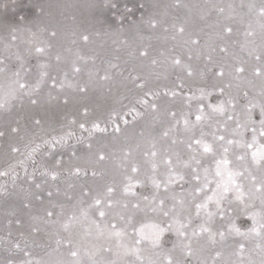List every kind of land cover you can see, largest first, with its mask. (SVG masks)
Listing matches in <instances>:
<instances>
[{
	"label": "rangeland",
	"instance_id": "374dc122",
	"mask_svg": "<svg viewBox=\"0 0 264 264\" xmlns=\"http://www.w3.org/2000/svg\"><path fill=\"white\" fill-rule=\"evenodd\" d=\"M19 2L27 7L17 9L16 14L27 18L18 26V39L10 51L27 61L26 67L30 71L26 74L21 72L22 82L26 81L29 89L39 83V88L32 92V98L37 103H30L25 95L22 99L11 100L10 109L0 110V131L6 132L5 137H0V171L9 173L0 176V264H8L9 260L13 264H19L20 260L26 258L23 252L13 247L16 243L22 249L30 251L32 259L41 264H106L107 261H115V264H150L156 261L159 264L167 255L168 249L177 243L174 232L165 235L162 250L153 249L145 241L139 245L134 243L135 239L140 238V228L147 234L151 231V225L165 219L159 213L152 212L148 202L142 199L144 195L151 199L155 192L148 180L152 175L151 163L153 159L159 162L166 155L175 160L176 152L180 153L182 160L189 159L191 153L186 145L192 133L184 131L182 116L191 113L188 118L194 121L198 101L193 99L189 106L187 98L193 93L199 96V88L211 89L212 84L219 82L208 71V68L216 65H224L226 72L241 64L247 69L239 79L234 80L230 76L224 78V83L231 81L233 85L227 91L235 98L236 106L234 111L229 109L234 120L227 121L226 129L221 128L219 134L225 135L227 139H243L246 143H252L253 133L250 128L239 129L242 136H233L232 129L235 128L237 119L241 124L248 123L246 106L250 103H264V80L254 76L252 72L259 62L253 55H249L250 52L259 54L264 49V41L260 35L261 24L264 23L259 17L261 0H179V4L177 0ZM141 3L145 5L144 9L138 7ZM113 4L116 7H112ZM253 5L255 7H250ZM221 7L225 9L223 13L218 12ZM127 8L132 11L128 12ZM8 13L9 16L13 15V9L9 8ZM3 15L0 10V17ZM150 18L162 21L163 26L150 29L147 23ZM172 25L176 28L184 27L185 32L178 33ZM225 25L232 27L233 32L222 39V27ZM163 27H167L168 31H163ZM249 30L254 31L255 35L246 37L245 33ZM52 32H56L55 37L51 36ZM84 35L89 37L87 42L82 40ZM189 38H198L199 43L186 44L185 41ZM8 43V31L0 30V55H9L5 49ZM34 44L46 47L47 53L39 57L29 55ZM48 45L51 47L48 48ZM220 46H226L227 53H221ZM144 49L148 51L147 57L139 55ZM189 54L192 56L191 60L187 59ZM56 55L61 57L60 61H56ZM174 55H179L184 64L191 65L193 76H187L182 68L171 64V57ZM81 56L87 63L79 60ZM208 56L212 57L211 62L206 59ZM153 59L157 61L156 64L151 63ZM74 62L83 69L81 73L72 72ZM19 63L16 55L6 61L9 68L18 67ZM110 63L117 64L118 69H111ZM106 70L112 78L101 80L97 73L102 76ZM45 71L50 76H55L58 82L65 80L64 73L67 72L65 86L53 87L51 79H41V73ZM129 73L133 76L139 74L147 81V88L160 93L155 98L158 105L156 111L136 103L142 91L128 79ZM178 77L184 81L183 89L176 87ZM14 79L11 72L0 73V99L15 90ZM84 84L88 90L80 92L78 85ZM172 90L180 94L176 97L165 95V92ZM244 92L248 95L244 96ZM218 99L227 100V92L224 96L214 93L205 103H216ZM133 107L141 113L139 116L130 112ZM85 109L87 114L84 113ZM170 112L177 114L180 124L169 132L168 137H164L163 132L174 123ZM114 114L119 132L114 131L110 121ZM252 115L253 119L258 120L259 107L253 109ZM217 119L221 124L224 123V117ZM36 120L40 121L39 125L35 124ZM73 120L76 123H71ZM96 122L101 127L107 126V131L92 130V125ZM80 123H84L87 130L80 129ZM255 126L258 127V123ZM11 127H19L20 131L12 133ZM213 130L215 125L212 129L205 128L206 132ZM69 132L73 135L66 136ZM196 135L199 136L198 129ZM53 136H65L66 139L54 147L43 143ZM173 140L176 141L175 144L172 143ZM207 140L211 142V137H207ZM37 144L41 145L40 149L29 159L28 153ZM88 145L92 147L89 148ZM261 145H264V137L257 133L256 144L251 149L231 146L229 159L238 170L247 167L259 177L260 173L252 163L251 153ZM218 146L219 142L214 148ZM12 147H19L20 152H12ZM100 151L105 155L104 161L97 159L96 154ZM151 151H156L157 157L146 155ZM244 153H247L245 160L236 161V155ZM218 156L219 152L217 158ZM21 160L24 161L23 164L19 163ZM201 160L204 166L215 167L210 155ZM132 165H136L140 171L132 173ZM77 167L81 169L79 175L75 174ZM193 167L197 165L193 164ZM85 171L87 175L84 174ZM159 171H164L163 165ZM52 172L58 173L55 180L51 178ZM129 176L133 178V183L140 180L146 185L134 188L133 191L137 193L135 196L123 192ZM237 182H243L245 188L248 187L247 180L238 178ZM194 184L195 182L185 183L182 188L174 185L167 194L162 187L156 195L158 198L175 195L177 200L166 199V206L171 207L176 203L177 211H181L178 201L191 199L189 193ZM108 186L114 188L110 208L106 206ZM214 189L215 181L208 185L205 192L210 196ZM200 195L202 197L203 193ZM95 197L103 201L99 208L90 207ZM135 203H139L140 208H134L132 205ZM125 204L127 207H124ZM256 204L257 207L253 210L259 211L258 200ZM235 206L234 203L233 207ZM183 207L193 213V223L188 229L190 235L192 229L197 228L203 219L194 216L195 210L188 203ZM99 209L106 212L104 217L99 216ZM208 210L215 211L214 205L210 203ZM47 211H53L57 215L47 217ZM187 214V211H183L181 219ZM201 217H204L203 212ZM17 220L20 221L19 224L16 223ZM93 221L100 224L99 230ZM236 223L243 232L251 227V221L243 218H238ZM65 224L68 225L67 229L64 228ZM113 224L116 225L115 229L111 227ZM34 227L40 231L33 232ZM211 227L214 232L225 231L226 239L220 241L217 236L218 242L211 244L205 238L206 234L205 237H193V247L198 249L199 260L212 264V257L219 251L221 256L217 264H238L241 258L244 264H261V252L257 245L264 246V240L260 237L254 233L247 237L227 234V219L221 221L216 218ZM115 231H120L123 235L117 237L114 235ZM67 238L72 239V250L78 252L77 257L69 255V246L65 242ZM57 240L61 241L60 245H57ZM240 244L244 245L242 257L236 255ZM132 247L140 249L141 260L126 254V248ZM106 248H111L112 251H104ZM193 264H198V261L194 259Z\"/></svg>",
	"mask_w": 264,
	"mask_h": 264
},
{
	"label": "snow or ice",
	"instance_id": "6c2138e0",
	"mask_svg": "<svg viewBox=\"0 0 264 264\" xmlns=\"http://www.w3.org/2000/svg\"><path fill=\"white\" fill-rule=\"evenodd\" d=\"M177 4H179V0H177ZM27 7V5H23L19 2V0H0V10L3 11V17H0V30L8 31L9 34V43L5 45V49L8 50L9 55H0V73L6 74L11 72L12 77H15L13 83L16 85V88L13 92L7 94L5 98L0 99V110H8L11 106V100L20 98L22 99L25 95L28 97L30 103L35 104L37 101L32 98V92L36 91L39 88V83L35 85L34 88L29 89V85L26 81L22 82L21 72L25 74L30 71L29 68L26 67V59H23L17 53H11V48L15 41H17V31L18 26L22 21H24L27 17L24 15L16 14L17 9H22ZM112 7H116L115 4ZM140 9H144L145 5L143 3L138 6ZM250 7H255L250 6ZM13 9V15L9 16L8 9ZM128 12H131V8L126 9ZM225 11L224 8H219L218 12L223 13ZM259 17L262 21H264V0H261V4L259 7ZM148 27L150 29H156L158 26L162 27L163 22L157 20L155 18H150L148 21ZM173 28H176L175 25H172ZM251 27V26H250ZM261 40L264 41V23L261 24ZM163 31L167 32L168 28L163 27ZM176 31L180 34L185 32L184 27L176 28ZM233 32L232 27L223 26L222 27V36L221 38H225L230 36ZM254 31H246V37L254 36ZM52 37L56 36V32L51 33ZM175 39V36H173ZM82 40L87 42L89 37L87 35L82 36ZM185 43H191L192 45H196L199 43L198 38H189ZM51 45H48L50 48ZM174 51V49L172 50ZM219 51L221 53H227L228 49L226 46H220ZM47 53V48L44 46L34 44L32 49L29 50V55L35 54L37 57L45 55ZM12 55H16V59L20 61L18 67L9 68L6 64V61L11 58ZM141 57H147L148 51L147 49L141 50L139 52ZM249 55H253V58L259 62L258 66H255L252 69L253 75L256 77L262 78L264 80V49L259 54H253L252 52ZM56 61H60L61 57L56 55ZM188 60L192 59L191 54L187 57ZM206 59L211 62L212 57L208 56ZM79 60L87 63V60L84 57H79ZM152 64H156L157 61L153 59L151 61ZM171 64L174 67L182 68L187 76L191 77L194 75L192 67L190 64H184L182 58L179 55H174L171 57ZM42 67H47V65H42ZM117 64H111V69H118ZM72 72L74 74H79L82 72V68L78 66L77 63L72 64ZM208 71L212 73L213 77L216 78L219 82L212 84L211 89L207 87H201L198 89L199 96H196L195 93L189 96L187 99L190 102L195 99L198 101L196 106V114L194 121L189 120L188 116L191 113L185 114L182 116L184 131L191 132L192 135L189 137V142L186 147L191 153L188 160H182L180 157V153L176 152V159L173 160L172 156L166 155L157 162L153 159L151 163V172L152 175L148 177V180L151 183L152 188L155 190L151 199L149 196L144 195L142 199L148 202V206H150V210L152 212H157L159 215L165 219H162L159 223L151 225V231L149 233H145L143 228L138 230L139 239H135L134 243L136 245L141 244L142 241L147 242L151 245L153 249L162 250L163 241L166 234L175 233L177 237V243L173 245L171 249H168L167 255L164 256L163 260L159 262V264H193V260L196 259L198 264H207V261L199 260L198 257V249L193 247V237H205L209 243L216 244L217 236L220 241H224L226 239V232L222 230L213 231L211 225L214 223L216 218H219L221 221L227 219L228 228L227 234H235L238 236H250L253 233L264 240V145H261L257 148L256 151L251 153V160L254 165L257 166L259 170V177L255 175L253 172L249 171L247 167H244L243 170H238L236 166H234L233 161L229 159L230 148L233 145L249 148L251 149L254 144H256V136L257 133L260 137H264V103L260 105L250 103L246 106L247 113V121L248 123L241 124L237 119L235 120V128L232 129V135H240L243 134L239 132V129L250 128L252 135V143H246L243 139H227L225 135L219 134L221 128L226 129L227 121L234 120V116L230 114L229 109L232 111L235 110V98L231 95L230 90L233 85L231 81L224 83L225 76H230L232 79H239L243 73L247 71L246 67L241 65H235L232 67L231 71L226 72L224 65H216L214 68H208ZM123 75V73H120ZM101 80H110L112 76L109 74V71H105L102 76L97 73ZM203 76V73H201ZM65 80L67 79L68 73H64ZM44 77H48L51 79L53 87L63 88L65 86V80L57 81L55 76H50V74L45 71L41 73V79ZM128 79L131 80L132 84L142 91V95L136 100V103L145 107L146 109H151L156 111L158 105L155 103V98H158L160 93L158 91H153L150 88H147V81L143 79L139 74L132 75L129 73ZM179 83L176 85L177 88L183 89L184 81L178 77ZM71 86V85H69ZM80 92H87V85H78ZM147 89V90H145ZM227 92L228 99H218L216 103H205L210 97L213 96L214 93H218L219 96H224ZM176 90H172L170 92H165V95H170L172 97H176L179 95ZM244 96H247L248 93L244 92ZM264 95V92H262ZM151 101V102H150ZM67 103V100H65ZM259 107V116L258 120L253 119V109ZM130 112L135 113V115L139 116L141 113L133 107ZM84 113L87 114V109L84 110ZM127 115V114H125ZM169 115L173 118L174 123L171 127L163 132L164 137L169 136V132L176 129V127L180 124V120L176 118L177 114L175 112H170ZM217 117H224V123L221 124ZM116 115L114 114L110 117V121L113 124V129L116 132L120 131L119 125L116 123ZM119 119H124V117H119ZM127 123V120H124ZM71 123H76L75 120L71 121ZM256 127L255 125H257ZM35 124L39 125L40 121L36 120ZM215 125V130L213 131H205V128L212 129ZM79 128L82 130H87L86 125L84 123L79 124ZM197 129L199 130V136L196 135ZM92 130L106 132L107 126L101 127L100 123L96 122L92 125ZM20 131L19 127H11L12 133H18ZM6 132L0 131V137H5ZM73 133L69 132L66 136H71ZM211 137V142L207 140V137ZM66 139L65 136L56 137L53 136L49 140H44L43 143L55 146V144H60L64 142ZM219 142L218 148H214V145ZM173 144L176 143L175 140L172 141ZM41 145L37 144L32 150L28 153V158L31 159L32 156L40 149ZM91 148V145H88ZM155 147V146H153ZM11 151L16 153L20 152L19 147H12ZM217 152H219V156L217 158ZM98 161H104L105 155L102 151L97 154ZM146 155H150L151 157H157L156 151H151L150 153H146ZM211 156L213 158V163L215 167L204 166L202 164L201 158L204 156ZM247 153L236 155V161L243 162L245 160ZM201 157V158H198ZM20 164H23L24 161H19ZM35 163V161H33ZM59 164V161H57ZM193 164L197 165V167H193ZM163 165L164 171L161 173L160 167ZM201 169L203 170V175H201ZM132 173H138L140 169L136 165L131 166ZM187 170V171H185ZM81 169L77 167L75 169V174L79 175ZM9 173L7 171H0V176H6ZM87 175V171L84 172ZM96 175L95 172L92 173ZM58 173L52 172L51 178L55 180L57 178ZM247 180L248 187L245 188V184L243 182H237V180ZM215 181V189L212 191V195H208L205 192V189L208 188V185ZM195 182L192 191L189 193L191 197L190 200L185 201L181 199L178 203L181 205V211H177L176 203H173L171 207L166 206V199H171L176 201L177 198L175 195L171 197H163L158 198L156 193L163 187L165 194L168 193L172 186L177 185L181 188L185 183ZM137 186H146L144 181L136 180L133 183V178L131 176L128 177V183L125 184L123 192L128 195H137L134 188ZM39 187V185H37ZM107 192V207H112L113 200L112 194L114 192V188L108 186L106 189ZM203 193L201 197L200 194ZM87 195V193H84ZM51 195V193H49ZM259 201V211H254L257 207L256 201ZM199 201V202H197ZM103 201L95 197L93 205L90 207L96 206L99 208ZM185 203L191 205L193 208L194 216L197 219H203V222L200 223L197 228H193L191 234L189 235L188 229L191 227L193 223V213L188 209H184ZM213 204L215 207V211H209V204ZM236 204L233 207V204ZM134 208H140L139 203H135L132 205ZM127 207V204L124 205ZM183 211H187L188 214L181 219V214ZM204 213V217H201V213ZM57 215L53 211H47V217H53ZM86 215V213H85ZM106 212L103 209H99V216L104 217ZM238 218H243L245 220L251 221V227L248 228L246 232L241 231V228L237 226L236 220ZM17 224L20 223L19 220L16 221ZM96 228L99 230L101 228L99 223L93 221ZM113 229L116 228V225H111ZM64 228L67 229L68 225L65 224ZM33 232H39V228H33ZM114 235L120 237L123 235L120 231H115ZM69 246V255L72 257H77L78 252L76 250H72L73 241L71 238H67L66 241ZM57 245L61 244L60 240L56 241ZM13 247L21 252H23L25 259L20 260L19 264H41L40 261L32 259V253L30 251H26L20 247L19 243L13 245ZM260 248L261 252V264H264V246L257 245ZM104 251L111 252V248H106ZM244 252V245H239V251L236 253L238 257H242ZM126 254H131L136 256L137 260H141L140 249L137 247L126 248ZM159 254V253H157ZM221 253L217 251L215 255L212 257V264H217L218 259L220 258ZM8 264H13V261L9 260ZM96 264V262H93ZM106 264H115V261H107ZM150 264H157L156 261L150 262ZM238 264H244L243 259L241 258ZM251 264V262H249Z\"/></svg>",
	"mask_w": 264,
	"mask_h": 264
},
{
	"label": "bare ground",
	"instance_id": "6f19581e",
	"mask_svg": "<svg viewBox=\"0 0 264 264\" xmlns=\"http://www.w3.org/2000/svg\"><path fill=\"white\" fill-rule=\"evenodd\" d=\"M77 1H78V0H77ZM47 5H48V4H47ZM88 5H89V3H88ZM90 5H91V4H90ZM90 5H89V6H90ZM96 5H97V4H96ZM89 6H88V7H89ZM46 8L48 9V7H46ZM94 8H95V7H94ZM97 8H100V6L97 7ZM97 8H96V9H97ZM101 8H102V7H101ZM92 9H93V7H92ZM82 10H83V9H82ZM97 10H98V9H97ZM104 10H105V9H104ZM93 11H94V10H93ZM99 11H100V10H99ZM101 11H102V10H101ZM96 12H97V11H96ZM96 12H95V13H96ZM103 12H104V11H103ZM84 14H86V13H84ZM99 14H100V13H99ZM92 15H93V14H92ZM102 15H103V14H102ZM105 15H106V14H105ZM89 16H90V15H89ZM86 17H87V16H86ZM95 17H96V16H95ZM105 17H106V16H105ZM103 18H104V16H103ZM79 19H80V18H79ZM104 20H105V18H104ZM90 21H91V20H90ZM95 22H97V20H95ZM48 108H49V106H48ZM50 108H51V107H50ZM50 108H49V109H50ZM65 109H66V108H65ZM60 110H61V109H60ZM54 113H55V112H54ZM54 113H53V114H54ZM61 113H62V112H61ZM51 114H52V113H51ZM31 115H32V113H31ZM29 116H30V115H29ZM32 116H33V115H32ZM47 117H48V116H47ZM52 117H53V116H52ZM30 118H31V116H30ZM48 119H49V118H48ZM27 126H28V125H27ZM6 128L8 129V127H6ZM37 128H38V127H37ZM27 132H28V131H27ZM11 138H12V136H11ZM6 140H7V139H6ZM6 201H7V200H6ZM39 203H40V202H39ZM0 204H1V203H0ZM35 206H36V205H35ZM25 208L27 209V207H25ZM38 208H39V206H38ZM20 213H21V212H20ZM23 213H24V212H23Z\"/></svg>",
	"mask_w": 264,
	"mask_h": 264
}]
</instances>
